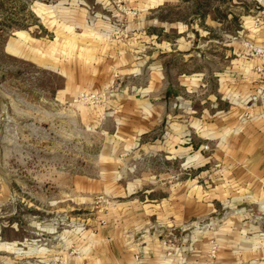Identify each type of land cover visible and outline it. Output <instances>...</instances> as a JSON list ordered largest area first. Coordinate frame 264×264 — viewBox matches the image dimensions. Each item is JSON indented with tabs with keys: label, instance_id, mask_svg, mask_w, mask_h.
Instances as JSON below:
<instances>
[{
	"label": "crops",
	"instance_id": "crops-1",
	"mask_svg": "<svg viewBox=\"0 0 264 264\" xmlns=\"http://www.w3.org/2000/svg\"><path fill=\"white\" fill-rule=\"evenodd\" d=\"M126 1L141 8L139 17L127 25L129 40H112L113 23L122 15L109 8L110 1L96 0L95 5L85 2L80 6L83 20L78 23L74 19L60 29L55 42L39 46L40 41L34 39L35 45H27L12 38L19 50L14 55L38 62L64 58L79 72L76 92L101 93L114 81L117 83L116 94L108 103L77 107L85 125L93 120L95 126L112 127L111 134L104 132L105 142L115 150L116 160H121L126 149L132 152L133 160L148 154L180 159L189 150L184 147L189 141L194 154L188 161L195 163L193 169L206 168L194 172L196 179L169 187L151 172H142L143 178L130 183L132 195L112 201L106 224L101 225L98 219L94 222V228L82 239L75 264H206L212 237L220 243L217 264H247L252 259H264V78L256 71L262 61L236 54V49L232 58L230 48L239 43L243 33L264 48V27L255 30L252 17L224 10L222 16L217 15L219 10L215 14L196 10L189 18L191 23L169 17L147 20L149 9H158V5L172 0H143L146 5L142 0ZM253 1L264 8V0ZM93 15L98 19L90 25L88 19ZM105 15L111 20L103 19ZM226 21L234 23L233 31L225 28ZM216 28L221 30V38L214 37ZM197 31L199 36L207 37L205 44H200ZM210 43L222 45L224 53L220 69H207L205 73L197 68L200 48L209 49ZM206 58L212 61L214 56ZM146 75L148 83L138 85ZM205 77H217L219 84L217 93L210 95L209 108H201L200 116L195 115L197 109L191 102L179 101V97L173 102L170 98V94L178 95L176 88L181 87L188 94L198 93ZM71 78L74 82L72 72ZM156 94L159 96L154 98ZM254 95L259 97L258 102L250 105L248 100ZM152 97L164 100L154 105ZM156 106L161 115L164 113L162 119L151 118ZM110 110L112 115L102 120ZM173 114L175 119L171 118ZM183 114L195 115L190 124L177 119ZM157 126H164V130H155ZM193 144L197 150H193ZM210 170L212 175L200 184L199 173L203 177ZM85 187L90 188L81 178L78 188L82 192ZM140 191L144 192L138 195ZM214 220L220 224L214 233L197 229ZM170 250L174 252L172 256L167 255Z\"/></svg>",
	"mask_w": 264,
	"mask_h": 264
},
{
	"label": "rangeland",
	"instance_id": "rangeland-1",
	"mask_svg": "<svg viewBox=\"0 0 264 264\" xmlns=\"http://www.w3.org/2000/svg\"><path fill=\"white\" fill-rule=\"evenodd\" d=\"M108 1L110 9H117L114 0ZM241 1L244 3H236ZM85 2L95 5L96 0H0V264H75L74 257L80 253L82 239L94 228V222L98 219L101 225L106 224L105 217L112 201L132 195L130 183L143 178L142 172H151L155 179H161V183L169 187L196 179L194 172L206 168L193 169L195 163L188 161L194 154L190 152L189 141L184 144L189 150L180 159H163L148 154L133 160L132 152L126 149L121 160L117 161L113 157L115 150L105 142L104 132L111 134L112 127L95 126L93 120L87 125L82 122L77 107L92 106L78 102L81 93L76 92L80 84L77 80L79 72L62 57L44 58L38 62L25 55H14L19 54V50L12 38L21 39L27 45H35L34 39L40 41L39 46L48 41L55 42L60 29L72 24L74 19L78 23L83 20L79 10ZM141 3L147 4L143 0ZM125 4L138 11V18L140 7L137 5L135 8L126 0ZM165 4H155L158 9H149L147 20L169 17L191 23L189 18L196 10H202L201 14L206 11L215 14L219 10V16H222V10L231 14L244 12L248 17L264 11L253 0H172ZM224 26L234 30L233 22L226 21ZM16 33L21 37L25 34L26 38H20ZM197 34L200 44H205L207 37L199 36V31ZM221 34V30L216 28L214 37L221 38ZM249 41L243 33L237 41L240 46H237L239 43L230 46L232 58L235 57L234 49L238 50L236 54L248 56L245 44ZM210 45L209 49L206 46L200 48L197 68L205 73L207 69H220L218 64L222 63L224 53L222 45ZM207 55H213V60L208 61ZM71 72L74 82L71 81ZM174 74L172 70L171 77ZM170 80L174 82L175 79ZM138 82V85H146L148 76ZM218 84L217 77H205L198 93L188 94L183 87H175L179 93L175 96L170 94V98L173 102L177 97L181 99L179 101L191 102L194 110L197 109L195 115L200 116L201 108H209L208 100L212 93H217ZM110 85L104 91L112 90V97L105 103L117 91L115 81ZM153 97L151 102L154 105L164 100ZM168 97L167 102H170ZM155 108L151 111V118L162 119L164 113L161 115L158 107ZM111 115L112 111H107L101 119L106 120ZM195 115L183 114L177 119L190 124L191 117ZM171 118L175 119L174 114ZM162 129L164 126L155 128ZM155 134L152 138L158 135V131ZM192 146L197 150V146ZM220 168L215 166V169ZM201 175L199 173L197 180L204 184L212 171L203 177ZM81 178H85L90 187L83 188L82 192L78 188ZM219 225L214 220L200 226V229L214 233ZM212 239L218 242L216 237L210 241ZM207 261L206 254V264ZM261 263L264 264V259L247 262Z\"/></svg>",
	"mask_w": 264,
	"mask_h": 264
},
{
	"label": "built area",
	"instance_id": "built-area-1",
	"mask_svg": "<svg viewBox=\"0 0 264 264\" xmlns=\"http://www.w3.org/2000/svg\"><path fill=\"white\" fill-rule=\"evenodd\" d=\"M114 4L117 6L116 10L122 16L113 23L114 30L112 32L111 38L112 40H116L120 42L129 40L130 34L127 30V25L128 23H131L135 20V18L138 16V11L130 7H127L125 4V0H114ZM110 18L111 17H109L108 15L103 16V19L107 21L111 20ZM97 19H98L97 15H93L92 17H90L88 19L90 25L94 24ZM252 21H253L255 30L262 29L264 27V11L259 12L258 14H255L252 17ZM245 48H246L248 56L258 58L262 61V63L257 66L256 71L260 77L264 78V48L256 45L255 43L251 41L245 44ZM110 96H112V90H106L102 93L81 92L78 96V102L79 104L83 106L101 105L105 103L106 100H108ZM258 98L259 97L257 95L251 96L248 100L249 101L248 103H250V105H255L258 102ZM102 199L103 198H101L100 200ZM199 228L200 227L197 226V229ZM164 245L166 246L167 243L164 242ZM219 249H220V245L217 242V240L212 239L210 241L209 249L207 251V260H208L207 264H217L218 259H219ZM173 254L174 252L172 250H170L167 253L168 256H172Z\"/></svg>",
	"mask_w": 264,
	"mask_h": 264
}]
</instances>
